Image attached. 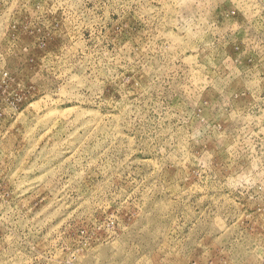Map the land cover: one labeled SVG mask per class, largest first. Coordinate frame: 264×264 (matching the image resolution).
<instances>
[{
  "label": "rangeland",
  "instance_id": "obj_1",
  "mask_svg": "<svg viewBox=\"0 0 264 264\" xmlns=\"http://www.w3.org/2000/svg\"><path fill=\"white\" fill-rule=\"evenodd\" d=\"M0 264H264V0H0Z\"/></svg>",
  "mask_w": 264,
  "mask_h": 264
}]
</instances>
